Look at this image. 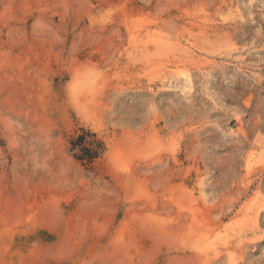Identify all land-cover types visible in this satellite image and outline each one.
Wrapping results in <instances>:
<instances>
[{
  "label": "rangeland",
  "instance_id": "374dc122",
  "mask_svg": "<svg viewBox=\"0 0 264 264\" xmlns=\"http://www.w3.org/2000/svg\"><path fill=\"white\" fill-rule=\"evenodd\" d=\"M205 259L264 264V0H0V264Z\"/></svg>",
  "mask_w": 264,
  "mask_h": 264
},
{
  "label": "trees",
  "instance_id": "16d2710c",
  "mask_svg": "<svg viewBox=\"0 0 264 264\" xmlns=\"http://www.w3.org/2000/svg\"><path fill=\"white\" fill-rule=\"evenodd\" d=\"M71 147L75 159L87 166L94 165L107 152L106 144L98 139L97 134L88 130H82L71 142Z\"/></svg>",
  "mask_w": 264,
  "mask_h": 264
},
{
  "label": "bare ground",
  "instance_id": "6f19581e",
  "mask_svg": "<svg viewBox=\"0 0 264 264\" xmlns=\"http://www.w3.org/2000/svg\"><path fill=\"white\" fill-rule=\"evenodd\" d=\"M188 78H190V77H188ZM204 264H208V259H205Z\"/></svg>",
  "mask_w": 264,
  "mask_h": 264
}]
</instances>
